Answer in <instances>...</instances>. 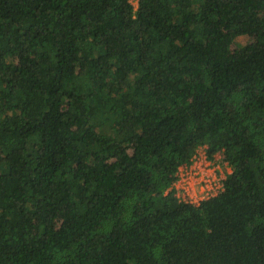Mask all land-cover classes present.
<instances>
[{
  "label": "trees",
  "instance_id": "trees-1",
  "mask_svg": "<svg viewBox=\"0 0 264 264\" xmlns=\"http://www.w3.org/2000/svg\"><path fill=\"white\" fill-rule=\"evenodd\" d=\"M0 264H264V0H0Z\"/></svg>",
  "mask_w": 264,
  "mask_h": 264
},
{
  "label": "rangeland",
  "instance_id": "rangeland-1",
  "mask_svg": "<svg viewBox=\"0 0 264 264\" xmlns=\"http://www.w3.org/2000/svg\"><path fill=\"white\" fill-rule=\"evenodd\" d=\"M130 3L133 6H136V0H130ZM241 43L244 45H250L252 43V38L251 37H245L242 38ZM194 163H198V161H206L208 162L210 165L207 167L208 170L212 171L213 176L215 178V183L213 184V186H209L207 188V190L209 189V191H205L202 192L203 188H202V183L201 181L199 182L198 178H193V177H189V179H186L185 181L182 180V182H180L178 185H176V187L178 189H182L181 187H184V189L188 188L190 191L188 192V194L190 196H192L191 199H184V201H190V203L197 205L198 202L204 200V198H208L211 196L216 195L217 193H219L220 191V185L223 182L224 178L226 177V175H228L231 172L230 167L226 164L225 161H223V157L221 154H216L213 157V160L209 161L206 159V155H205V149L204 148H200L197 152L196 158L194 159ZM192 164L190 165V167L188 166L187 169H183V172L185 173H189L190 168ZM179 177L180 174L178 173ZM211 187V188H210ZM207 193V194H206ZM179 195V198L182 200V194H177Z\"/></svg>",
  "mask_w": 264,
  "mask_h": 264
},
{
  "label": "built area",
  "instance_id": "built-area-1",
  "mask_svg": "<svg viewBox=\"0 0 264 264\" xmlns=\"http://www.w3.org/2000/svg\"><path fill=\"white\" fill-rule=\"evenodd\" d=\"M194 162H196V161H193V165L191 166L189 173L183 172V169H187V167H183V168L179 169L180 177H179L178 182L174 185V189L177 191V194H182V197H183L182 201H184V199H191L192 198V196H190L188 194V192L190 191L188 188L184 189V187H181L182 189H178L176 187V185H178L180 182H182V180L185 181L186 179H189V177L198 178L199 182L201 181V183H202V188H203L202 192L209 191V189L207 190V188L209 186L212 187L213 184L215 183L214 182L215 178L213 176L212 171L207 169V167L210 164L206 161H198V163H194ZM200 172H202V173L200 174ZM220 189H221V185H220ZM177 197L179 198V195H177ZM184 202H186V201H184Z\"/></svg>",
  "mask_w": 264,
  "mask_h": 264
},
{
  "label": "crops",
  "instance_id": "crops-1",
  "mask_svg": "<svg viewBox=\"0 0 264 264\" xmlns=\"http://www.w3.org/2000/svg\"><path fill=\"white\" fill-rule=\"evenodd\" d=\"M202 172H200V174H201ZM204 175V174H203Z\"/></svg>",
  "mask_w": 264,
  "mask_h": 264
}]
</instances>
